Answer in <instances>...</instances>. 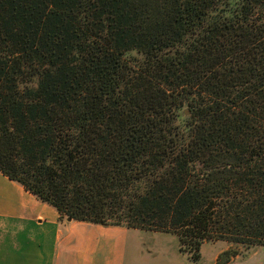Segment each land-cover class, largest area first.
Returning a JSON list of instances; mask_svg holds the SVG:
<instances>
[{
  "label": "trees",
  "instance_id": "obj_1",
  "mask_svg": "<svg viewBox=\"0 0 264 264\" xmlns=\"http://www.w3.org/2000/svg\"><path fill=\"white\" fill-rule=\"evenodd\" d=\"M0 171L193 263L264 247V0H0Z\"/></svg>",
  "mask_w": 264,
  "mask_h": 264
},
{
  "label": "crops",
  "instance_id": "obj_2",
  "mask_svg": "<svg viewBox=\"0 0 264 264\" xmlns=\"http://www.w3.org/2000/svg\"><path fill=\"white\" fill-rule=\"evenodd\" d=\"M143 231L60 219L56 208L0 171V264H185L160 247L146 251ZM261 248L228 264H264Z\"/></svg>",
  "mask_w": 264,
  "mask_h": 264
},
{
  "label": "rangeland",
  "instance_id": "obj_3",
  "mask_svg": "<svg viewBox=\"0 0 264 264\" xmlns=\"http://www.w3.org/2000/svg\"><path fill=\"white\" fill-rule=\"evenodd\" d=\"M141 235L145 237V249L149 248H161L162 251H166L165 255H182V259L185 261V264H213L215 255L218 254L220 248H231L238 251V255L245 256L248 255L253 249L259 248H248L242 245L226 242V241H216V242H206L201 246V258L198 262L193 263L188 258L187 254L179 252V239L178 236L174 233H164V232H149L143 231ZM161 254V253H160ZM259 255H264V247L259 251ZM191 262V263H190Z\"/></svg>",
  "mask_w": 264,
  "mask_h": 264
},
{
  "label": "water",
  "instance_id": "obj_4",
  "mask_svg": "<svg viewBox=\"0 0 264 264\" xmlns=\"http://www.w3.org/2000/svg\"><path fill=\"white\" fill-rule=\"evenodd\" d=\"M185 112L188 113V110H186ZM68 220H70V218Z\"/></svg>",
  "mask_w": 264,
  "mask_h": 264
}]
</instances>
